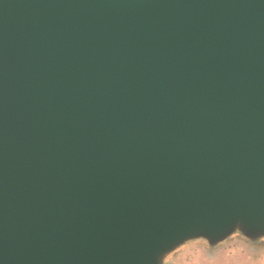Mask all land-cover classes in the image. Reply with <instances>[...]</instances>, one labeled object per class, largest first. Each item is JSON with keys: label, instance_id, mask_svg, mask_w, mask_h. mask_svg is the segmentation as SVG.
Instances as JSON below:
<instances>
[{"label": "water", "instance_id": "95a60500", "mask_svg": "<svg viewBox=\"0 0 264 264\" xmlns=\"http://www.w3.org/2000/svg\"><path fill=\"white\" fill-rule=\"evenodd\" d=\"M264 232V0H0V264H154Z\"/></svg>", "mask_w": 264, "mask_h": 264}, {"label": "rangeland", "instance_id": "374dc122", "mask_svg": "<svg viewBox=\"0 0 264 264\" xmlns=\"http://www.w3.org/2000/svg\"><path fill=\"white\" fill-rule=\"evenodd\" d=\"M154 264H264V232L238 222L217 239L188 237L157 254Z\"/></svg>", "mask_w": 264, "mask_h": 264}]
</instances>
